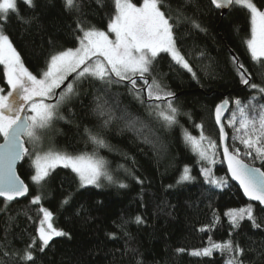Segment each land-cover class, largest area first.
I'll use <instances>...</instances> for the list:
<instances>
[{
    "label": "trees",
    "instance_id": "16d2710c",
    "mask_svg": "<svg viewBox=\"0 0 264 264\" xmlns=\"http://www.w3.org/2000/svg\"><path fill=\"white\" fill-rule=\"evenodd\" d=\"M133 2L139 5L142 0ZM17 3L20 17L34 14L22 0H17ZM165 3L171 5L172 15L175 16L176 9L180 7L184 16L197 20L207 29L206 32L195 29L188 32L191 24L182 20L179 30L184 33L179 46L184 53L191 54L190 63L198 71L199 82L178 67L170 70L167 56L160 64L159 71L167 73L163 77L164 82L177 94V106L182 113L191 116L189 119L188 115H181L180 123L194 136L201 132L195 125L202 124L204 135L219 145L213 112L216 105L226 99L230 108L224 123L229 136L227 142L231 144L233 130L226 121L234 107L233 99L239 97L247 100L253 93L239 83L230 55L237 56L254 75L259 70L251 60L246 44L251 37L249 12L242 7L232 6L221 15L209 0H193L188 4L184 0H165ZM254 3L258 8H264V0H254ZM85 10L86 19L92 25L99 29L106 28L104 12L107 9H101L95 0H85ZM35 14L40 18L38 25H26L16 15L10 16L6 34L25 66L33 74H38L45 67L50 53L74 48L78 43L73 35L76 19L64 11L62 0H40ZM201 51L206 54L203 59L199 56ZM204 65H211L208 75L200 71ZM253 82L262 83L258 77ZM5 85L3 66L0 65V87ZM92 91L89 87L87 95L73 101L71 114L65 112L72 123L58 121L54 125L49 135L56 148L74 153L92 151L91 144L85 146L83 135L85 125L98 127L100 123L92 111ZM113 91L123 93L120 96L121 107L127 106L132 113L143 115L140 105L132 100L124 88L114 86ZM260 102L264 103V100ZM104 135L112 150L100 149V154L110 162V170L118 181L129 186L120 188L105 182L101 188H79L71 170L61 167L56 170L50 184L37 188L29 180L32 173L25 158L19 163L17 172L29 184L30 195L10 202L7 211L0 212V249L7 241L10 242L9 249H19L22 254L32 237H38V209L43 206L53 212L54 226L69 233L70 238L55 237L44 252L35 250V264H136L137 260L142 264H226L227 254L222 255L216 250L211 256L190 254L194 249L207 247L209 237L213 242L231 238L243 248L259 250L264 241V225L261 229H255L250 221L245 220L241 221L239 229L233 231L228 217L224 215L228 209L246 206L250 202L243 198L230 179V187L223 189L204 182L198 157L185 145L179 128L171 133H160L167 144V154L163 159L127 130L123 122L114 123L105 130ZM236 146L241 147L238 142ZM216 159L218 163L214 166V174L217 177L227 176L220 152ZM245 162L264 171V164L259 160L245 159ZM118 165L123 167L118 168ZM185 165L190 166L191 175L196 180L191 184L177 185L176 181ZM134 176L143 183H138ZM168 185L175 186L169 188ZM37 194L42 196L41 204H30L29 201ZM66 199L69 203L63 204ZM3 205L4 200L0 199V207ZM253 206L259 217L260 209L264 208L259 204ZM137 215L144 219V223L135 222ZM214 217L219 219L212 226ZM205 226L210 228L200 231ZM110 233H115V236ZM39 244L37 239V249ZM178 249L185 251L178 252ZM241 259L246 264L252 261L264 264V259L258 257L256 251L247 252Z\"/></svg>",
    "mask_w": 264,
    "mask_h": 264
},
{
    "label": "snow or ice",
    "instance_id": "6c2138e0",
    "mask_svg": "<svg viewBox=\"0 0 264 264\" xmlns=\"http://www.w3.org/2000/svg\"><path fill=\"white\" fill-rule=\"evenodd\" d=\"M22 2L34 13L32 16H19L17 0H0V65L6 78L5 87H0V136L4 141L0 144V198L4 200L0 212L7 211L9 203L17 198L30 195L29 184L16 171L17 162L25 158L32 173L29 180L37 188L50 184L56 170L61 167L71 170L79 188H101L105 182L127 188L129 185L118 181L110 170V162L100 154V149L112 150L104 132L117 122H123L127 130L149 145L161 159L167 154V144L160 133H171L179 128L185 145L198 157L204 182L217 189L230 187L229 176L217 177L213 171L218 163L217 154L222 148L230 179L238 182L243 195L250 201L264 205V171L245 162V159L259 160L264 164V103L260 102L264 100V10L258 8L254 0H211L216 9L238 6L249 12L251 37L246 44L251 60L259 69L254 75L237 56L230 55L239 83L253 94L247 100L239 97L233 99L234 107L226 121L233 130L231 144L227 142L229 136L225 123H222V115L229 101L224 100L216 105L215 121L219 125L220 145L204 135L202 124L195 125L201 129L199 137L183 127L180 116L188 115L189 119L191 116L181 112L176 104V93L163 80L167 73L159 71L161 62L167 56L170 70L178 67L199 82L198 71L190 63L191 54L184 53L179 46L184 35L179 30L182 20L191 24L188 32L192 29L206 32L207 29L197 20L184 16L182 8L178 7L174 16L171 5L165 0H142L139 5L133 0H95L101 9H107L104 12L107 30H102L86 19L85 0H62L64 11L76 19L73 35L78 46L50 53L45 67L38 74H33L6 34V26L12 15L26 25L39 24L40 18L35 12L40 0ZM184 2L188 4L193 0ZM77 32L79 35H76ZM50 43L54 44L53 41ZM205 55L203 51L199 52L200 58L203 59ZM210 67L204 65L200 71L208 75ZM70 76L72 80L65 84ZM257 77L261 84L253 82ZM114 86L124 88L132 100L140 105L143 115L132 113L127 106L121 107L120 96L123 93L114 92ZM89 87L93 90L92 111L100 121L98 127L85 125L83 128L85 146L91 144L92 151L74 153L56 148L49 133L58 121L72 123L65 112L71 114L73 101L87 95ZM237 142L241 147L236 146ZM26 144L31 147H26ZM117 167L122 168L123 165ZM191 171L190 166L185 165L176 184L194 182L196 177L191 175ZM133 178L143 183L139 177ZM174 186L168 185L169 188ZM41 201L42 196L37 194L29 203L39 205ZM68 203V199L63 201V204ZM38 211L42 214L37 228L38 237H32L22 254L19 249H9L10 242H3L0 264H35V250L44 252L55 237H69V233L54 226L52 211L43 206ZM224 215L228 217L233 231L239 229L241 221L245 220L250 221L255 229H261L264 225V209H260L258 217L252 203L228 209ZM218 219L214 217L212 226ZM135 222L142 224L144 219L137 215ZM209 228L205 226L200 231ZM109 235L115 236V233ZM37 239L40 242L38 249ZM214 250L222 255L227 254L226 264H246L241 257L253 251L264 259V241L257 250L243 248L231 238L213 242L209 237L207 247L194 249L190 254L211 256ZM136 264L142 262L137 260Z\"/></svg>",
    "mask_w": 264,
    "mask_h": 264
},
{
    "label": "water",
    "instance_id": "95a60500",
    "mask_svg": "<svg viewBox=\"0 0 264 264\" xmlns=\"http://www.w3.org/2000/svg\"><path fill=\"white\" fill-rule=\"evenodd\" d=\"M210 1V3H211V0H209ZM212 4V3H211ZM212 6L215 8V6L212 4ZM216 9V8H215ZM228 9L229 8H223V9H217V10H219L220 12H221V15H223V14H225L227 11H228ZM74 75V74H73ZM72 80V77L70 76L69 77V80L68 81H66L65 82V84H67L68 82H70ZM64 86L62 85V88H63ZM59 91V90H58ZM177 95V94H176ZM224 100H226V99H224ZM224 100H222L221 102H223ZM220 102V103H221ZM220 103H218V104H220ZM216 108V107H215ZM229 108H230V104L227 106V109H226V111L223 113V115H222V123H224V119H225V116L227 115V113H228V111H229ZM213 119H214V122H215V125H216V127H217V131H218V140H219V145H220V139H219V125H217V123H216V121H215V109H214V112H213ZM226 131V130H225ZM4 141H3V137H2V139H1V141H0V144H2ZM26 147H27V145H25ZM220 155H221V158H222V161H223V164H224V167H225V170H226V174H227V176H229V179H230V174L228 173V171H227V163H226V161H224V159H223V155H222V148L220 149ZM19 163H21V161H18L17 162V166H16V171H17V167H18V165H19ZM247 163V162H246ZM254 166V165H253ZM254 167H257V166H254ZM257 168H259V167H257ZM261 169V168H260ZM261 171H263L262 169H261ZM17 175H19L18 174V172H17ZM20 176V175H19ZM21 178V177H20ZM22 179V178H21ZM23 180V179H22ZM230 181L232 182V183H234L236 186H237V188L240 190V192H241V194H242V196H243V198L247 201V202H250V203H253V204H259V202H257V201H250L246 196H244L243 195V190L239 187V184H238V182H236V181H234V180H231L230 179ZM26 183V182H25ZM27 197V196H26ZM22 198H25V197H19V198H17L16 200H20V199H22ZM1 200H3V198H0ZM260 205V204H259ZM262 208H264V205H260Z\"/></svg>",
    "mask_w": 264,
    "mask_h": 264
},
{
    "label": "rangeland",
    "instance_id": "374dc122",
    "mask_svg": "<svg viewBox=\"0 0 264 264\" xmlns=\"http://www.w3.org/2000/svg\"><path fill=\"white\" fill-rule=\"evenodd\" d=\"M261 10H264V8L261 9ZM250 23H251V22H250ZM102 30H107V27H106L105 29H102ZM77 46H78V44H77ZM77 46H76V47H77ZM200 133H201V132H199L198 135H196V136L199 137ZM28 147L30 148L31 145H28ZM40 218H42V214H41V213H40ZM40 218H39V219H40ZM38 226H39V220H38L37 228H38ZM37 236H38V233H37Z\"/></svg>",
    "mask_w": 264,
    "mask_h": 264
}]
</instances>
